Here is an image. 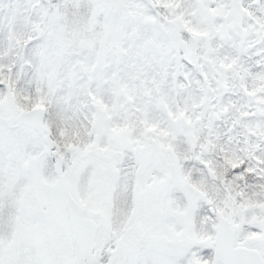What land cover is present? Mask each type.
<instances>
[{
    "label": "snow or ice",
    "instance_id": "snow-or-ice-1",
    "mask_svg": "<svg viewBox=\"0 0 264 264\" xmlns=\"http://www.w3.org/2000/svg\"><path fill=\"white\" fill-rule=\"evenodd\" d=\"M0 264H264V0H0Z\"/></svg>",
    "mask_w": 264,
    "mask_h": 264
}]
</instances>
